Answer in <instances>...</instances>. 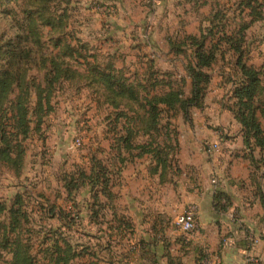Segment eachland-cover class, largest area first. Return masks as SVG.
Returning a JSON list of instances; mask_svg holds the SVG:
<instances>
[{"label":"trees","instance_id":"16d2710c","mask_svg":"<svg viewBox=\"0 0 264 264\" xmlns=\"http://www.w3.org/2000/svg\"><path fill=\"white\" fill-rule=\"evenodd\" d=\"M182 1L184 6L189 5L194 11H198L204 5L211 7L209 14L203 16L197 34H186L178 30L165 38L170 52L182 61L184 71L190 78L188 95L184 94V77H177L174 70H162L156 67L153 58L146 61L142 71L128 72L123 66L120 67L115 63L110 52H104L106 61L98 62L94 60L97 58L96 53L92 54L94 52L88 49L86 44L87 50L83 46V51L87 55L74 48L66 32L67 11L71 0H57V2L29 0L31 7L22 10L24 25L21 27L27 34L33 32L38 43L41 41L40 27H49L52 34L56 33L50 40L51 47L56 49V53H52L54 55L48 62L49 66L44 72L43 84H41L27 80L26 71L23 75L11 71L15 63L16 67L26 69L16 58L19 59L18 55L21 56L22 53L30 54V51L22 50L21 53L13 49L8 51L12 56L14 55L13 59L16 61L8 59V64L5 61L6 66L0 71V160L14 170H18L23 161L25 149L21 144L31 131L26 101L28 87L34 88L32 91L36 95L35 128L39 129L42 124V114L49 109L48 104H45L48 101L45 100L50 96L55 85L72 81L76 84L77 81L84 79L89 83L88 86H92L91 94L94 95L96 102L105 105L106 110L109 111L105 130L108 135V148L105 151L99 146L97 150L90 151L87 160L90 164L88 170L81 168L77 174H64L63 171L58 181L62 183L61 188L66 199H73L78 190L86 188L92 198V203L89 202L88 206L91 211L90 217L95 221L98 220L97 217L102 220L105 218L104 207L98 202V193L113 198V188L117 186V178L127 161L147 156L154 162L153 170L160 169L163 172L171 166L177 147L176 130L171 119L179 112L188 119L192 108L202 107L203 98L212 78L208 70L221 61L222 71H219V75L225 84L223 105L241 124L243 142L252 166V178H264V157L256 158L253 155L256 148L264 150V61L259 65L251 63L250 51L244 45L246 30L253 22L263 18L260 10L256 12L257 0ZM233 6H235L233 11L238 9L240 16L234 14L230 17L229 10ZM247 8L248 11L245 12ZM243 13L250 18L248 20L242 18ZM235 21L240 22L237 24V29L228 30V24H235ZM66 57H73L76 63H80L78 59L83 58L84 72L87 70V73L84 75V72L77 70L66 60ZM14 86L21 94L9 99L8 95ZM42 92H46L47 95L42 96ZM8 100H11L9 101L11 106L6 107ZM3 117H6V123L2 121ZM11 119L12 122L14 121L12 126L8 125ZM10 127L17 131L11 133ZM159 132L165 138L164 146L154 141V134ZM138 133H141L144 139L141 143L135 144L134 136ZM257 186H260L259 181ZM213 199L217 210L224 211L229 204V199L221 191L216 190ZM12 200L6 207L0 203V213L3 211L7 213L6 224H2L3 236L0 241V247L10 254L6 264H74L78 258H81L79 261L87 258L86 264H100L101 259L111 250V231L121 225L125 227L129 225L127 220L118 216L113 210L112 215L118 227L113 226L114 224L108 226L94 224L100 225L97 229L98 233L90 235L86 232L87 238L102 239L100 230L111 231L103 236L106 240L104 245L96 242L91 246L86 241H73L66 234V231L70 232L71 224L80 217L78 209L73 214L62 209L58 211L55 205L43 204L38 207V215L42 212L59 225L51 234L50 248L45 249L42 252V259H39L37 253L31 254L27 238L23 237V233L27 231L23 224H31L24 196L17 193ZM45 201L48 202V199ZM103 225H106V229L101 228ZM103 251L104 256L98 253Z\"/></svg>","mask_w":264,"mask_h":264},{"label":"rangeland","instance_id":"374dc122","mask_svg":"<svg viewBox=\"0 0 264 264\" xmlns=\"http://www.w3.org/2000/svg\"><path fill=\"white\" fill-rule=\"evenodd\" d=\"M181 2L182 0H71L67 11L66 32L74 48L79 49L84 55L87 53H84L83 46L86 50L87 48L92 50L94 52L92 54L96 53L97 57L94 60L98 62L106 61L104 52H110L115 63L120 67L123 66L128 72L142 71L146 61L151 58L157 61L156 64L161 67L160 69L167 70L170 67L171 70L179 72L182 61L174 55L167 54L165 36L181 30L179 22L184 21L186 30H195L197 26L191 14H183ZM255 3L256 12L260 10L263 18L253 22L246 30L244 45L250 51V62L259 65L264 61V0H257ZM28 7H31L29 0H0V71L6 66L5 61L8 64V59L17 60L26 69L16 67L15 63L11 67L13 73L23 75L26 71L27 80L43 84V75L49 66L48 62L54 55L52 53H56V49H53L50 43L52 35L56 33L52 34L49 27L41 26L40 43L33 32L27 34L21 26L24 25L22 10ZM234 7L229 10L230 17L234 14L240 16L238 9L233 11ZM247 11L248 8L245 12ZM241 16L245 20L250 18L245 13ZM235 22L232 25L228 24V30L237 29V24L240 22ZM12 49L19 53L22 50H29L30 54L22 53L21 56L18 55L19 59L15 60L14 55L8 53ZM66 60L81 73L84 72L83 58L78 59L80 63L74 62L73 57H66ZM217 70L222 71L220 66ZM86 73L87 70L84 75ZM77 82L76 84L81 85L74 84V81L55 85L50 96L45 100L48 101L45 104H48L49 109L42 114V124L39 129L35 128L36 95L32 91L34 88L28 87L26 101L31 131L21 144L25 149L23 161L18 170H14L0 160V203L6 207L13 201L15 194H23L31 222V224H23L27 230L23 233V237L27 238L28 243H26L30 246L31 254L37 253L39 259H42V252L50 248L51 234L59 224H55V220L42 212L38 215V207L43 204L51 205V201L55 202L53 196L59 191L57 181L61 172L77 174L81 168L88 170L89 152L97 150L99 146L105 151L108 148V135L104 131L109 111L106 110L105 105L96 102L94 95L91 94L92 86H88V82L84 79ZM212 86L220 93L217 80H214ZM17 94L21 93L14 86L8 95L9 99H14ZM46 95V92H42V96ZM9 101L11 100L6 101V107L11 106ZM2 121L6 123V117H3ZM12 124L14 121L12 122L11 119L8 125L12 126ZM9 130L11 133L17 131L12 127ZM153 138L155 143L164 146L163 134L156 133ZM134 139L135 144L141 143L144 136L138 133L135 134ZM77 140L79 144L76 143ZM84 197H86V188L78 190L75 194V200L80 204H82L80 200ZM45 199H48V202ZM58 202L63 206L68 203L65 198H59ZM119 204L122 206L121 203ZM83 217L80 215L71 224L69 233L64 230L73 241L84 242L87 231L98 233L99 225H93L91 228L89 224H78L84 219ZM6 218V211L1 212L0 241L3 236L2 224H6ZM97 218L98 221L101 220ZM9 258L8 251L0 247V264H6ZM80 259L75 260L74 264H83Z\"/></svg>","mask_w":264,"mask_h":264},{"label":"crops","instance_id":"0c3cea01","mask_svg":"<svg viewBox=\"0 0 264 264\" xmlns=\"http://www.w3.org/2000/svg\"><path fill=\"white\" fill-rule=\"evenodd\" d=\"M183 6L182 1L183 14H191L197 26L195 30H186L183 21L179 22V29L186 34H197L203 16L209 14L211 7L204 5L194 11L189 5ZM166 45L167 54L173 55L167 42ZM221 63L208 70L212 78L202 107L192 108L188 119L181 112L171 119L177 139L171 166L163 172L153 170L154 162L147 156L127 161L113 188V198L98 193L104 219H91L88 206L92 198L88 190L87 198L81 199L80 204L75 197L66 199L62 183L57 181L59 191L51 203L58 211L74 213L78 209L84 216L78 224H89L91 228L94 224L118 227L113 210L129 222L127 227L121 225L113 231L100 230L102 239L85 238L91 246L96 242L104 245L103 236L111 231V250L107 256L104 251L98 252L105 257L100 264H248L250 259L264 262V178H252L241 124L223 105L225 84L217 70ZM176 74L184 77V94L188 95L190 78L183 65ZM214 80L220 93L212 86ZM206 140L219 142V149L210 151L203 145ZM253 155L264 157V150L256 148ZM216 190L229 199L224 211L214 207ZM59 198H65L67 205H60ZM190 204L197 207V230L185 233L174 220ZM106 225L101 228L106 229ZM86 260L82 259L83 264Z\"/></svg>","mask_w":264,"mask_h":264},{"label":"built area","instance_id":"2783aa9c","mask_svg":"<svg viewBox=\"0 0 264 264\" xmlns=\"http://www.w3.org/2000/svg\"><path fill=\"white\" fill-rule=\"evenodd\" d=\"M79 144V140L76 141ZM203 145L210 151H217L220 147L219 142L204 141ZM216 184V180L214 179ZM176 226L185 233H192L197 230V207L195 204H190L187 209L177 214L174 220ZM250 264H259L258 260H249Z\"/></svg>","mask_w":264,"mask_h":264}]
</instances>
